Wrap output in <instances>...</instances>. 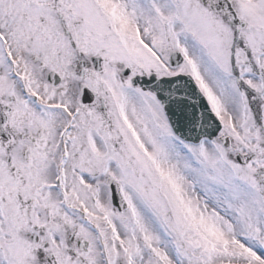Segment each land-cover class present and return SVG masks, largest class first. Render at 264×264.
Masks as SVG:
<instances>
[{
	"label": "snow or ice",
	"instance_id": "snow-or-ice-1",
	"mask_svg": "<svg viewBox=\"0 0 264 264\" xmlns=\"http://www.w3.org/2000/svg\"><path fill=\"white\" fill-rule=\"evenodd\" d=\"M0 264H264V0H0Z\"/></svg>",
	"mask_w": 264,
	"mask_h": 264
}]
</instances>
